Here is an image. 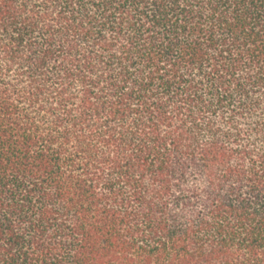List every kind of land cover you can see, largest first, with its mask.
Listing matches in <instances>:
<instances>
[{
	"label": "trees",
	"instance_id": "trees-1",
	"mask_svg": "<svg viewBox=\"0 0 264 264\" xmlns=\"http://www.w3.org/2000/svg\"><path fill=\"white\" fill-rule=\"evenodd\" d=\"M0 264H264V0H0Z\"/></svg>",
	"mask_w": 264,
	"mask_h": 264
}]
</instances>
